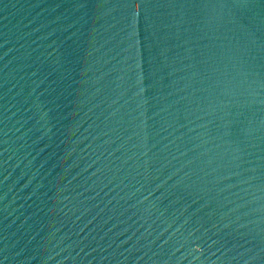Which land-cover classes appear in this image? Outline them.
Here are the masks:
<instances>
[{"label":"water","instance_id":"95a60500","mask_svg":"<svg viewBox=\"0 0 264 264\" xmlns=\"http://www.w3.org/2000/svg\"><path fill=\"white\" fill-rule=\"evenodd\" d=\"M0 264H264V0H0Z\"/></svg>","mask_w":264,"mask_h":264}]
</instances>
